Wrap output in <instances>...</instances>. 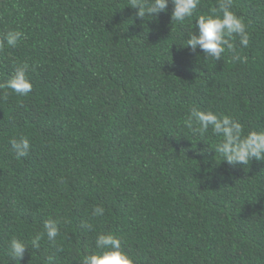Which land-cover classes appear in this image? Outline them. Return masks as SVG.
<instances>
[{
    "label": "trees",
    "instance_id": "obj_1",
    "mask_svg": "<svg viewBox=\"0 0 264 264\" xmlns=\"http://www.w3.org/2000/svg\"><path fill=\"white\" fill-rule=\"evenodd\" d=\"M217 7L177 24L171 3L143 21L128 0H0V38L24 34L0 49V84L27 64L33 85L0 90V264H81L107 232L134 264H264V161L201 155L220 138L185 125L197 107L264 129V0H233L248 47L237 37L219 61L181 47ZM19 137L31 148L17 159ZM48 219L56 242L33 248ZM12 238L28 243L21 261Z\"/></svg>",
    "mask_w": 264,
    "mask_h": 264
},
{
    "label": "clouds",
    "instance_id": "obj_2",
    "mask_svg": "<svg viewBox=\"0 0 264 264\" xmlns=\"http://www.w3.org/2000/svg\"><path fill=\"white\" fill-rule=\"evenodd\" d=\"M169 3L173 5L171 11V23L183 24L190 20L201 0H128V7L136 10L135 17L145 21L148 17L154 19L161 13L168 11ZM218 7L209 14H199L195 19V28L186 34L184 44L192 52L199 49L205 58L219 61L227 51L235 53L234 41L239 37V45L246 48L250 42V34L242 17L232 11L233 0H217ZM23 32L19 29H10L2 34L0 38V49L5 46L15 48L23 38ZM28 65L16 67L11 77L5 83L0 84V90L11 89L15 93L26 96L33 88L27 76ZM7 92L3 95L7 96ZM185 125L195 133L201 135L211 130L212 134L219 137V142L214 146L201 150L204 155L208 148L219 154L222 161L235 166L247 165L253 159L264 161V129L259 131H246L241 121L231 115L217 114L212 110H201L192 107L189 110ZM16 158L20 159L29 154L31 145L27 137L11 138L9 140ZM105 209L96 207L92 215L103 216ZM81 228L91 230L92 225L87 221L81 222ZM60 234L58 221L48 219L43 224V230L36 233L31 239L33 248L40 247V241L46 236L48 241L55 243ZM28 250V243L12 238L8 245V255L12 260L21 261ZM81 264H134L133 259L121 246V238L113 233H99L95 239V250L82 257Z\"/></svg>",
    "mask_w": 264,
    "mask_h": 264
}]
</instances>
